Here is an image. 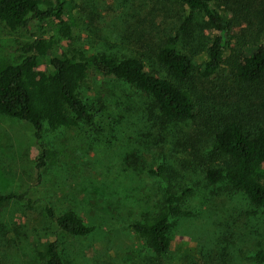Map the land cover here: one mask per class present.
Returning <instances> with one entry per match:
<instances>
[{"label":"rangeland","instance_id":"rangeland-1","mask_svg":"<svg viewBox=\"0 0 264 264\" xmlns=\"http://www.w3.org/2000/svg\"><path fill=\"white\" fill-rule=\"evenodd\" d=\"M74 2L70 40H58L50 22L40 26L30 19L15 32L0 22V70L15 62L19 42L40 34L57 39V47L64 51L142 54L152 69L156 65L147 45L157 43L185 12L174 0ZM255 4L251 12L260 8ZM239 13L241 22L246 11ZM251 20L250 25L234 22L232 40L239 43L237 47L254 33L258 23ZM212 34L203 17L196 15L180 44L194 66L187 84L191 91L184 92L192 103L206 106V117L244 113L250 110V90L235 82L224 63L209 76L199 75ZM81 97L98 111L91 124L43 133L47 147L63 152L55 168L36 167L38 142L29 124L0 115V193H24L21 203L0 209V264H41L36 250L47 238L60 241L69 264H256L254 252L264 249V208L251 205L241 192L205 183L195 169L178 179L193 188L185 203L191 214L173 219L169 250L156 254L146 248L127 225L141 212L151 211L161 194V182L147 172L149 167L164 159L183 173L176 157L186 151L182 143L186 136L173 125L165 131L157 125L150 127L152 120L146 113L138 122L145 98L110 76L91 73L82 85ZM209 141L206 134L198 145L206 142L207 152ZM47 203L56 210L75 209L95 229L82 237L61 234L39 214ZM14 225L16 230L11 228Z\"/></svg>","mask_w":264,"mask_h":264},{"label":"trees","instance_id":"trees-1","mask_svg":"<svg viewBox=\"0 0 264 264\" xmlns=\"http://www.w3.org/2000/svg\"><path fill=\"white\" fill-rule=\"evenodd\" d=\"M174 1L185 12L157 43L147 45L156 65L149 69L142 54L117 56L104 50L64 51L57 47L58 40L72 38L74 0H0V22L8 31L15 32L32 19L40 26L50 22L59 37L55 40L40 34L19 42L15 62L0 70V115L31 126L38 142L37 168H55L64 156L62 150L51 149L42 142L46 130H73L81 124H91L98 115L93 103L81 97L82 85L91 73L122 81L143 95L138 122L146 113L152 120L150 127L157 125L165 131L173 125L186 136L182 142L186 143V151L176 157L183 173L164 159L154 168L149 167L147 172L161 182V194L151 211L141 212L127 225L156 254H164L170 248L173 219L191 214L185 203L193 188L178 180L185 179L188 171L195 169L205 183L222 184L229 191L241 192L251 205L264 208V0H247L245 4L241 0ZM253 4L260 8L254 7L251 12ZM242 9L247 18L242 21L250 25L253 18L258 25L250 40L237 47L232 28L234 22H242ZM196 15H201L205 26L213 31L199 75L209 76L224 63L235 82L250 90V110L206 117V106L192 103L185 94V90L191 91L187 84L194 66L180 44L193 27ZM138 43L146 46L141 40ZM206 134L210 138L207 152L206 142L198 145ZM23 197L24 193L15 191L0 193V209L21 203ZM39 214L63 235L82 237L95 229L71 207L56 210L47 203ZM11 228L16 230L17 225ZM39 245L36 256L41 264H69L57 238H47ZM253 259L256 264H264V249L256 250Z\"/></svg>","mask_w":264,"mask_h":264}]
</instances>
